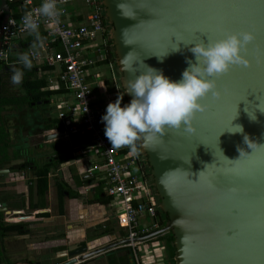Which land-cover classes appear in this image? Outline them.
I'll return each mask as SVG.
<instances>
[{"label":"water","instance_id":"1","mask_svg":"<svg viewBox=\"0 0 264 264\" xmlns=\"http://www.w3.org/2000/svg\"><path fill=\"white\" fill-rule=\"evenodd\" d=\"M118 3L123 11L118 8ZM157 3L168 7L156 8L152 0H103L124 91V82L140 74L139 70L135 74L124 72L120 58L129 52L145 65L161 70L173 80H179L189 66L188 60L196 62L191 47L196 42L207 44L209 40L206 33L199 31L195 34L197 39H194L191 33L196 28L212 30L222 25L228 31H253L255 39L247 46L248 54H244L248 58V55L255 58H249V67L233 65L226 74L211 77L216 79L222 95L218 99H214L211 93L205 97L203 102L209 107L207 111L197 113L195 133L180 134L167 129L152 147H145L139 141L140 151L151 169L160 210L167 217L166 224L133 240L122 238L93 250L71 245L66 255L68 259L60 264L86 261L131 242L148 241L169 232L174 235L177 264H264V111L258 107H264V0H157ZM145 6H150L166 23L186 30L185 36L193 39V43L186 45L172 36V41L178 44L177 51L169 49L162 60L156 54H150L138 41L155 31L150 27L153 23L150 20L157 17L141 9ZM1 11H5V14L0 25V49L1 27L10 14L7 0H0ZM139 61L134 62V67H138ZM124 95L129 103L132 97L127 93ZM245 95L246 100H241ZM50 102L44 101L45 104ZM237 102L238 114L232 125H241L243 132L224 131L219 136L218 147L229 160L239 159L240 150L244 156L251 155L253 149L250 145L260 150L256 168L250 176L242 178L228 175V162L223 164L216 157L215 149L206 144L214 142V137ZM246 109H252L254 119ZM245 136L249 138L248 142ZM62 137L63 132H46L43 140L52 142ZM210 164L216 166H209L199 183L189 182L188 179L197 181L199 173ZM217 167H221L226 176L217 173ZM212 177L215 179L210 186ZM4 207V211L11 214L6 204ZM19 218L22 217L10 219L15 221Z\"/></svg>","mask_w":264,"mask_h":264},{"label":"built area","instance_id":"2","mask_svg":"<svg viewBox=\"0 0 264 264\" xmlns=\"http://www.w3.org/2000/svg\"><path fill=\"white\" fill-rule=\"evenodd\" d=\"M22 1L29 5L25 12H32L39 23V39L26 48V53L39 67V74L46 76L47 89L55 92L52 103L58 109L57 118L64 135L69 139L77 137V144H85L86 151L97 157L87 173L97 174L103 182L119 225L128 231L124 238L133 240L160 229L159 201L137 149L138 142L134 151L128 146L116 149L104 135L101 116L107 104L119 95H123L122 105L127 101L116 73L111 25L103 0H58V22L38 15L41 0ZM25 12L16 15L10 9L7 22L1 27L0 56L7 55L11 48L17 49L16 43L29 35L21 26ZM4 14L5 11L0 12V16ZM8 62L15 60L9 58ZM144 242H131L127 246L139 258L138 247Z\"/></svg>","mask_w":264,"mask_h":264},{"label":"crops","instance_id":"3","mask_svg":"<svg viewBox=\"0 0 264 264\" xmlns=\"http://www.w3.org/2000/svg\"><path fill=\"white\" fill-rule=\"evenodd\" d=\"M35 38L29 34L22 41ZM19 45L20 41L16 43L17 49L10 55V60H17L21 51ZM50 131L63 132L56 128L45 130L33 136L39 144L9 147L6 158L0 153V229L3 222L21 226L3 237L0 264H58L68 259L66 255L71 245L93 250L122 239L128 233L118 223L116 209L109 203L103 182L99 181L97 174L87 173L97 157L88 153L84 144H77V137L70 140L64 135L60 138L62 144L58 143L60 139L52 141L57 144L45 142L43 135ZM64 146L67 148L61 150L60 147ZM61 159L67 160L52 168L49 189L46 196L40 197L34 170L45 164L56 165ZM61 186L64 189L62 207L58 200ZM4 204L11 214L4 211ZM12 217L22 218L12 221ZM160 238L140 244L138 254L144 255L143 262L131 247L120 246L80 264H138L139 260L141 264H170L165 237L159 241ZM159 246H163L165 260L146 255L148 251L159 252Z\"/></svg>","mask_w":264,"mask_h":264},{"label":"clouds","instance_id":"4","mask_svg":"<svg viewBox=\"0 0 264 264\" xmlns=\"http://www.w3.org/2000/svg\"><path fill=\"white\" fill-rule=\"evenodd\" d=\"M117 6L123 11L119 3ZM38 15L50 22H58L60 15L58 0H41ZM21 26L29 34L39 39L38 19L32 12L24 13L21 17ZM254 39L253 31L241 29L240 31L226 30L220 37L209 39L207 44L196 42L190 49L196 62L188 60L189 66L182 72L179 80H173L161 70L145 65L143 61H139V58L131 56V52L120 58L124 72L135 74L139 70L140 74L133 75L126 83L124 82L125 91L123 94L127 93L132 97L130 102L122 105L123 95H119L115 101L107 104L105 112L101 116V121L104 123V135L112 148L119 149L128 146L134 151L137 141H142L145 147H152L159 142L167 129L175 130L180 134L195 133L194 120L197 113H203L209 107L208 104L202 102V98L207 97L209 93L214 99H218L222 95L216 79L211 77L221 76L228 72L233 65L249 67L251 61L244 53ZM192 43L193 40L185 44ZM177 50L178 47L172 49V51ZM167 52L156 55L162 60ZM17 59L23 69L30 70L33 67V58L28 53L19 54ZM137 61H139L138 67H134V62ZM23 75L24 72L21 68L14 67L10 77L11 83L13 85L21 84ZM251 116L253 118V115ZM226 130L221 131L217 139ZM227 131L242 133L243 128L241 125H232V130ZM244 139L246 142L249 141L247 136ZM219 150L222 152L221 149ZM242 156L244 153L240 150L239 159L229 160L225 156L224 158L231 165L239 161ZM209 166L216 165H207L206 170L199 173L197 181L188 179L189 182L199 183ZM217 169V173L226 174L221 167H217ZM214 179L215 177H212L209 180L210 186Z\"/></svg>","mask_w":264,"mask_h":264},{"label":"trees","instance_id":"5","mask_svg":"<svg viewBox=\"0 0 264 264\" xmlns=\"http://www.w3.org/2000/svg\"><path fill=\"white\" fill-rule=\"evenodd\" d=\"M8 2V0H7ZM10 9L15 11L16 15L21 14L22 12H25L28 8L29 5H24L22 0H16L13 3L8 2ZM2 17V15H1ZM3 18V17H2ZM37 39H32L30 41H20L19 47L21 48L20 54L25 53L24 50L28 48V46L32 45L35 43ZM18 58V57H17ZM16 60V59H15ZM18 61V59L16 60ZM45 67V66H44ZM43 67V68H44ZM24 72L23 77L27 78L28 80H24L23 86L25 87L26 93L22 91V93L19 91V93H11V94H6L2 95L0 97V106L1 105H14V108L16 109V106L18 109H21L24 104H29V107L32 106V102L37 104L38 101H42L45 108L44 101L45 100H50L52 101L53 96L55 95L54 91L48 90V81L46 76H41L39 75V67L33 62V67L28 70V69H23L21 68ZM37 106V105H36ZM43 120L45 121V125L43 130H50L53 128L62 130V124L60 123L59 119L56 117L52 116H47L44 114ZM6 139V134H2L0 137V142H3L4 144L0 145V153L5 155V158L8 156V148L10 147V144H8V141ZM52 144H57V143H52ZM85 145V144H84ZM61 150L66 149L67 146L65 147H60ZM127 150V149H126ZM143 157V161L145 163L146 169L148 170L149 175L151 176V169L146 161V158L144 155L141 153ZM20 156V154H17V157ZM72 157H69L71 159ZM68 159V158H67ZM67 159H61L59 160L56 165L53 164H45L42 166H37L36 169L34 170L35 176H36V187H37V193L40 197L46 196V193L49 189V174L52 170V168H56L59 163L66 161ZM25 164V163H24ZM23 164V166H25ZM30 164V162H29ZM20 165L19 167H23ZM63 194H64V189L61 186L58 189V200H59V205L62 207V200H63ZM109 199V197H108ZM162 215V221L161 225L164 226L167 222V217L166 215L161 212ZM20 225H9V224H4L1 223V229H0V262H1V254H2V249H3V237L7 234L9 231H16L20 228ZM163 237H165L168 252H169V261L170 264H177V259H176V247L174 245V235L169 232L165 234Z\"/></svg>","mask_w":264,"mask_h":264},{"label":"snow or ice","instance_id":"6","mask_svg":"<svg viewBox=\"0 0 264 264\" xmlns=\"http://www.w3.org/2000/svg\"><path fill=\"white\" fill-rule=\"evenodd\" d=\"M152 5L155 6L156 8H162V7H168L166 5H161L157 3V0H152ZM172 7H181V5H172ZM141 9L147 10L148 12L154 13L151 10L150 6H145ZM155 14V13H154ZM157 19L150 20V22H153L150 27L152 29H155V31L150 32L147 34L142 40L138 41L142 47L147 49L150 54H163L169 49H175L178 47V44L173 42L171 37L175 36L176 41H184L185 43L192 41L193 39H189L185 36V31L184 29H178L176 28L172 23H166L163 21L157 14H155ZM227 29H225L222 25L217 26L215 29L212 30H202L200 28H196L194 32L191 33V36L194 39H197L196 37V32L199 31L200 33H206L208 35V39H213V38H218L219 34H223ZM252 43V42H251ZM250 43V44H251ZM245 54H248L247 50L245 51ZM250 59H254V56L248 55ZM227 73V72H226ZM224 73V74H226ZM248 95V94H247ZM247 95L244 96L243 99L241 100H246ZM205 98H202V102L204 101ZM238 103V102H237ZM237 103L227 118L226 122L224 123L223 127L221 130L218 132V134L214 137V142H204L208 145H210L212 148L215 149V155L216 157L223 162V164L226 162L223 153L219 150L218 148V135L221 131L223 130H232V121L233 118L237 114ZM261 111H264V107H260ZM249 111L250 115H253V118H255L252 109H246ZM253 151L251 155L249 156H242L239 161H236L229 165V170H228V175L237 177V178H242L245 176H250L254 169L256 168L257 165V154L260 151L259 149L250 146ZM226 176V175H225Z\"/></svg>","mask_w":264,"mask_h":264},{"label":"flooded vegetation","instance_id":"7","mask_svg":"<svg viewBox=\"0 0 264 264\" xmlns=\"http://www.w3.org/2000/svg\"><path fill=\"white\" fill-rule=\"evenodd\" d=\"M13 51L14 49L11 48L7 55L0 56V97L6 94L19 93V91L26 93L23 82L19 85H13L10 81L12 69L14 67H23L18 61L8 62ZM24 80L28 79L23 77L22 81ZM36 105H42V103L35 104L32 102L33 107H29V104H24L21 109H18L17 106L15 109L14 105L0 106V137L3 133L6 134L5 140L8 141L11 148L16 147L18 144H29V136L33 137L45 131L43 130L45 125L43 116L46 114L49 117L51 113L47 107L37 109ZM2 144L4 143L0 142V145Z\"/></svg>","mask_w":264,"mask_h":264},{"label":"rangeland","instance_id":"8","mask_svg":"<svg viewBox=\"0 0 264 264\" xmlns=\"http://www.w3.org/2000/svg\"><path fill=\"white\" fill-rule=\"evenodd\" d=\"M4 15H2V17H3ZM1 16H0V25H1V22H2V20H3V18H2ZM25 37V36H24ZM116 73H117V75H118V77H119V79L121 78V73H120V71H119V68L117 67L116 68ZM40 75V74H39ZM41 107H44V105L42 104V105H37L36 106V108L37 109H40ZM45 107H47L48 109H49V111H50V113H51V116L52 117H56L57 116V113H58V109H57V107H54L53 106V104H52V101L49 103V104H47V105H45ZM13 123V122H12ZM138 142V146H137V149H138V151H139V154L141 155V151H140V148H139V141H137ZM53 143V142H52ZM58 143L59 144H62V140L60 139L59 141H58ZM29 144H39V140L37 139V138H35V137H32V136H29ZM141 157H142V155H141ZM143 158V157H142ZM157 199H158V201H159V198H158V196H157ZM159 208H160V206H159ZM164 236V235H163ZM163 236H160L161 238H160V240L159 241H161V239H163L164 237ZM165 240V239H164ZM157 241H154V243H156ZM161 243V242H160ZM166 243V242H165ZM159 245V244H158ZM157 250H159V252H157V253H154L153 251H151V252H149L148 251V253H146V255H148V256H154L155 258H162V260H165V257H164V252H162V250H163V246H159L158 247V249ZM145 254V253H144ZM140 256V259H142V262H143V256L144 255H142V253H140L139 254ZM166 259H167V256H166ZM146 261V260H145ZM148 264V263H147Z\"/></svg>","mask_w":264,"mask_h":264}]
</instances>
